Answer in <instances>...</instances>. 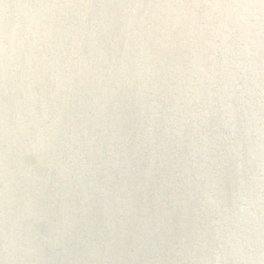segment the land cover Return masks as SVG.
<instances>
[{
  "label": "water",
  "instance_id": "95a60500",
  "mask_svg": "<svg viewBox=\"0 0 264 264\" xmlns=\"http://www.w3.org/2000/svg\"><path fill=\"white\" fill-rule=\"evenodd\" d=\"M0 264H264V0H0Z\"/></svg>",
  "mask_w": 264,
  "mask_h": 264
}]
</instances>
